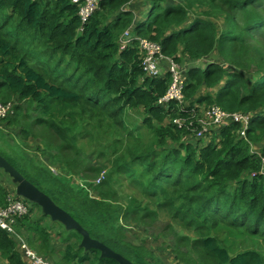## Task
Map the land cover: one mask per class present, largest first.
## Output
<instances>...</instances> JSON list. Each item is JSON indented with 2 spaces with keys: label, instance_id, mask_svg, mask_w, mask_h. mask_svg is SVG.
<instances>
[{
  "label": "trees",
  "instance_id": "1",
  "mask_svg": "<svg viewBox=\"0 0 264 264\" xmlns=\"http://www.w3.org/2000/svg\"><path fill=\"white\" fill-rule=\"evenodd\" d=\"M78 10L71 0H0V101L18 97L34 103L35 123L51 128L64 150L75 147L77 118L89 117L99 136L95 151L109 163L106 179L88 181L83 175L106 168L75 155L57 160L65 180L43 160L4 150L5 145L14 150L2 132L19 122L21 107L14 102L13 112L0 117V154L91 237L134 264H158L159 244L172 245L162 234L156 245L136 244L128 235L126 224L153 223L161 210L171 219L163 234L178 221L196 235L173 229L183 264H264L261 249L231 253L216 233L227 227L264 241V175H251L264 157V0H100L83 25ZM128 28L131 38L121 47L119 38ZM141 38L158 43L176 62L203 59L183 68L182 104L158 103L171 77L144 74ZM211 106L248 114V126L232 122L196 138L172 122L175 117L195 122ZM79 132L90 130L82 125ZM124 179L151 202L133 195L127 203L112 202L110 192L117 194ZM10 192L0 181V206L8 205ZM33 206L14 217L13 228L46 259L55 250L52 232L62 226L60 264H119L98 249L80 247L81 234L36 214ZM15 238L0 227V264H27Z\"/></svg>",
  "mask_w": 264,
  "mask_h": 264
},
{
  "label": "rangeland",
  "instance_id": "2",
  "mask_svg": "<svg viewBox=\"0 0 264 264\" xmlns=\"http://www.w3.org/2000/svg\"><path fill=\"white\" fill-rule=\"evenodd\" d=\"M141 10H143V13H145V9L141 7ZM137 18V17H136ZM135 18V19H136ZM215 20H221L219 17L214 18ZM258 39V38H257ZM260 40V39H259ZM184 66L179 64V69H183ZM15 100V101H14ZM13 102L15 104L20 105V115L16 117V119L19 120V122L14 123V126L7 127L4 126L0 131L4 133V135L7 137L8 142L11 144V146H14V150H11V147L5 145L4 150L6 151H13L16 155H24L26 154L29 158H35L37 160H43L46 164H50L52 167V170H55V172L58 170L60 173L59 175L62 178H65L62 176V170L58 166L59 159L68 158L70 156L75 155L78 160L88 163V165L92 164V166H97L101 168H109V163L107 162V159L101 157L98 155V152L95 151V147L97 146L99 136L95 130V125L93 122H88L89 117L87 116H79L77 118V125L72 129V135H75V140L73 141L72 149L76 148L75 150L69 149L64 150L61 149L64 145V142L55 134V132L49 128L47 125H38L35 123V118L38 115L37 106L34 103H31L30 101H22L19 100L18 97L13 98ZM68 125H71L69 121ZM82 125H85L88 130H90L89 134H84L79 132V129ZM106 128L108 125L105 123L104 125ZM1 127V126H0ZM72 128V127H71ZM23 129L26 130L28 133L26 136L22 133L24 132ZM109 138L113 135V132L110 130L109 133H107ZM208 136V135H207ZM207 140L208 138H204ZM55 156H58L57 158ZM58 164V165H57ZM68 176L67 174H65ZM84 177H87L88 181L94 180L96 178L97 172L91 174L87 173L83 175ZM7 180H5V178ZM65 180H68L65 178ZM0 181L2 182V185L5 186V188H10L15 191V186H13L12 178L9 175H6V173L0 171ZM120 190L115 194V192L111 191L109 198L112 202H122L127 203L129 201V198L133 195L139 200H143L144 202H151V199L149 197H145L141 194V191L139 188H137L135 185H131L128 180L124 179L123 182H121V185L119 186ZM93 194H95L93 192ZM96 195V194H95ZM29 206H33L31 202H27ZM151 206H153L152 203H150ZM2 207V206H0ZM34 208L36 206H33ZM39 207H36L34 209L36 214H39L38 211ZM160 216L158 219L151 223L150 221L146 222L144 226L137 225L136 223L129 222L126 224V228L128 232V235H131V239L134 241V243L139 244L140 242H143V240H149L152 244L156 245L158 242L159 236L157 235H164L167 239V241H172V245L170 247H163V243L161 242L159 244L158 251H156L155 256L160 260V262L155 258V261L157 260L158 264H183L182 259H178V243L176 242V237L173 236L174 232L173 229L176 230V233L178 235L181 234H188L190 238H195V233L192 231H189L188 229H184L182 225L177 223L174 224L175 228L169 229L163 234L162 230L165 228L167 223L171 221L170 216L168 215L167 211L161 210ZM49 221V219H48ZM62 225V223H60ZM65 228V226H64ZM221 229V228H220ZM62 229L61 227H57L53 230V248L55 249L52 255H50V260L54 264H60V252L64 248L65 244L61 240V236L58 234ZM132 231H135L138 234L133 233ZM132 232V233H131ZM221 244L224 245L226 248L230 249L231 253H236L238 251H242L248 248H259L264 252V241L261 239H258L254 236H251L243 231L240 230H230L227 227H224L223 229L216 232ZM177 236V235H176ZM160 242V241H159ZM189 244V242H188ZM165 246V243H164ZM190 247V245H188ZM31 248V247H30ZM181 251L185 253L184 251H187V248L185 245L183 247H180ZM36 254L44 257L43 250H37L34 248H31ZM182 256V255H179ZM191 261V259L189 258Z\"/></svg>",
  "mask_w": 264,
  "mask_h": 264
},
{
  "label": "built area",
  "instance_id": "3",
  "mask_svg": "<svg viewBox=\"0 0 264 264\" xmlns=\"http://www.w3.org/2000/svg\"><path fill=\"white\" fill-rule=\"evenodd\" d=\"M73 3L79 5L78 14L80 16L81 22L84 24L89 17L95 12L99 7L100 0H72ZM131 28L126 29L120 37V43L124 47L130 37ZM139 48L142 54V66L144 74L150 77L159 76L166 69L171 75V81L165 95L159 99L160 104H166L170 101H177L182 104L184 102V75L182 69H179V63H177L172 58L166 56L162 52L161 46L148 40L146 38H141L139 40ZM163 61L168 63L167 67L164 68ZM13 112L12 103H3L0 101V117H6L9 113ZM250 121V116L242 112H227L218 106H211L206 108L201 113L197 114L195 117V122L192 120H187L186 118L175 117L172 122L177 124L179 127L186 126L192 132H194L196 137H202L206 133L210 132L215 127L220 125H227L232 122H239L242 124L243 129H245ZM194 124V125H193ZM242 133H244L242 131ZM262 166L258 172H252L251 175L257 173L264 175V157L262 158ZM55 171V170H53ZM106 177V170H102L96 179L99 183ZM8 197V205L5 207H0V227L8 230L15 236L16 240L21 241V246L25 251L26 256L30 259L32 264H53V262L45 257L36 254L22 239V237L15 232L13 228V223L15 221V216L20 217L29 213V205L19 197L13 189Z\"/></svg>",
  "mask_w": 264,
  "mask_h": 264
},
{
  "label": "water",
  "instance_id": "4",
  "mask_svg": "<svg viewBox=\"0 0 264 264\" xmlns=\"http://www.w3.org/2000/svg\"><path fill=\"white\" fill-rule=\"evenodd\" d=\"M0 169L12 178L19 196L39 205L43 214L48 215L53 221L61 222L67 230H76L81 234L82 240L79 244L80 247L85 250L98 249L101 257L115 259L119 264H134L105 243L91 237L89 232L69 212L59 206L48 194L28 180L1 154Z\"/></svg>",
  "mask_w": 264,
  "mask_h": 264
},
{
  "label": "clouds",
  "instance_id": "5",
  "mask_svg": "<svg viewBox=\"0 0 264 264\" xmlns=\"http://www.w3.org/2000/svg\"><path fill=\"white\" fill-rule=\"evenodd\" d=\"M72 1V0H71ZM80 17V16H79ZM90 18V17H89ZM80 21H81V19H80ZM87 22V21H86ZM85 22V23H86ZM84 23V24H85ZM81 24L83 25V23L81 22ZM82 30H81V28L78 30V32H81ZM123 34V33H122ZM121 34V35H122ZM131 35H132V33L130 34V37H129V40H130V38H131ZM121 37V36H120ZM119 43H120V38H119ZM121 44V43H120ZM126 46V45H125ZM124 46V47H125ZM121 47H122V45H121ZM165 55V54H164ZM167 56V55H166ZM168 57H170V56H168ZM170 58H172V57H170ZM173 59V58H172ZM174 60V59H173ZM203 59H200V60H197V61H195V60H193V61H191L190 60V64H201L203 61H202ZM176 61V60H175ZM163 63H165V61H163ZM177 63H179V64H181V65H183V66H185L184 65V62L183 63H181V62H177ZM164 68H166V67H164ZM168 71H166V69H164L163 70V73L161 74V75H163V74H165V73H167ZM182 72H183V69H182ZM169 73V72H168ZM170 74V73H169ZM161 75H159V76H161ZM147 76V75H146ZM154 77H157V76H154ZM170 77H171V75H170ZM170 81H171V79H170ZM169 84H170V82H169ZM169 86V85H168ZM168 89V88H167ZM165 95V94H164ZM163 95V96H164ZM163 96H161L160 98H162ZM159 98V99H160ZM185 99V98H184ZM173 101V100H172ZM171 102V101H170ZM177 102V101H176ZM10 103H12V105H13V102H10ZM158 103H159V100H158ZM169 103V102H168ZM160 104V103H159ZM167 104V103H166ZM206 108H204L202 111H204ZM202 111H200V113L202 112ZM194 133V132H193ZM195 135V134H194ZM208 135V133H206L204 136H202V137H205V136H207ZM196 137V136H195ZM202 137H196V138H202ZM103 170H106V177H107V175H108V170L107 169H103ZM102 171V170H101ZM101 173V172H100ZM99 173V174H100ZM262 175V174H261ZM99 176V175H98ZM97 176V177H98ZM97 177H96V179H97ZM106 177H105V179H106ZM96 179H95V182H96ZM104 180V179H103ZM102 180V181H103ZM97 183V182H96ZM100 183V182H99ZM15 189H16V186H15ZM16 193H17V191H16ZM18 195V194H17ZM19 196V195H18ZM19 197H21V198H23L24 199V197H22V196H19ZM28 200V199H27ZM30 201V200H29ZM39 206V205H38ZM40 207V206H39ZM40 209H41V207H40ZM50 218V217H49ZM51 219V218H50ZM52 220V219H51ZM55 222H59V221H55ZM61 223V222H60ZM65 230H67L66 228H65ZM23 239V238H22ZM54 264V263H53Z\"/></svg>",
  "mask_w": 264,
  "mask_h": 264
},
{
  "label": "crops",
  "instance_id": "6",
  "mask_svg": "<svg viewBox=\"0 0 264 264\" xmlns=\"http://www.w3.org/2000/svg\"><path fill=\"white\" fill-rule=\"evenodd\" d=\"M131 4H133V3H131ZM136 17L138 18V16H136ZM136 17H135V18H136ZM163 65H164V67H167L168 63L165 61V63H163ZM184 65H185V66L190 65V60H186V61L184 60ZM9 189H12V187L10 186ZM35 208H36V207H35ZM35 208H34V209H35ZM38 211H39V212H42V210H41L40 208L38 209ZM34 212H35V211H34ZM52 222H55V221L52 220ZM58 228H59V227H58ZM19 246H20V248H19L20 251H22V253H23L24 256H25L24 258L26 259L27 264H31L30 259L26 256L25 251L23 250V247L20 245V243H19Z\"/></svg>",
  "mask_w": 264,
  "mask_h": 264
}]
</instances>
